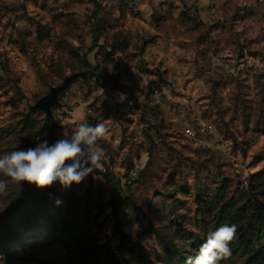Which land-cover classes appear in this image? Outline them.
<instances>
[{
  "label": "rangeland",
  "instance_id": "obj_1",
  "mask_svg": "<svg viewBox=\"0 0 264 264\" xmlns=\"http://www.w3.org/2000/svg\"><path fill=\"white\" fill-rule=\"evenodd\" d=\"M82 122L107 128L103 168L31 184L14 218L37 234L0 264H182L224 224L218 264H264V0H0V155Z\"/></svg>",
  "mask_w": 264,
  "mask_h": 264
},
{
  "label": "clouds",
  "instance_id": "obj_2",
  "mask_svg": "<svg viewBox=\"0 0 264 264\" xmlns=\"http://www.w3.org/2000/svg\"><path fill=\"white\" fill-rule=\"evenodd\" d=\"M123 95H121V100ZM124 98V97H123ZM104 123L90 125L82 122L70 137L49 145L47 140L35 147L15 150L0 155V196L7 194L9 183L21 182L46 188L59 181L63 188L80 184L96 169H102L105 151L98 141L106 136ZM57 205L61 204L56 200ZM237 226L224 224L210 232L199 248V254L189 264H218L231 256V243L235 241Z\"/></svg>",
  "mask_w": 264,
  "mask_h": 264
},
{
  "label": "trees",
  "instance_id": "obj_3",
  "mask_svg": "<svg viewBox=\"0 0 264 264\" xmlns=\"http://www.w3.org/2000/svg\"><path fill=\"white\" fill-rule=\"evenodd\" d=\"M99 40H100V34H98L93 39L92 48H95L99 44L102 45L101 43H99ZM87 64H88V67L90 68L88 69V73L92 77L99 78L101 76L102 68H100L99 65L91 63L89 61ZM70 83H71V77H70L68 86L59 93L58 99H59V96L69 87ZM56 104L57 102L51 107V109ZM49 136H50L49 137L50 145L54 144L57 140H59L57 133H56L55 125H53ZM30 191H31V184L26 183V185L24 186V188L22 189L20 193V197H17L14 200L13 206L7 209L5 215L2 217V220L0 221V251L6 255H9L11 247L14 243L17 242L19 243V246L25 247L27 245L26 236H35L37 234L34 221H30L31 226H33L32 228H30L29 225H26L27 228L29 226V229L20 230L21 224H26L28 222L23 223L25 221V219L23 220V217H21L20 221L19 220L17 221L14 218V213L16 212L19 213L21 211V203L23 202V196H26ZM22 230H26V231H22ZM182 260H183L182 264H189L190 261H194L187 255H182ZM20 264H37V263L35 261H29V262L22 261L20 262Z\"/></svg>",
  "mask_w": 264,
  "mask_h": 264
},
{
  "label": "water",
  "instance_id": "obj_4",
  "mask_svg": "<svg viewBox=\"0 0 264 264\" xmlns=\"http://www.w3.org/2000/svg\"><path fill=\"white\" fill-rule=\"evenodd\" d=\"M69 81L70 77L67 76L62 85L52 87L50 93L38 102V105L49 115H52L51 107L58 101L59 93L68 86Z\"/></svg>",
  "mask_w": 264,
  "mask_h": 264
},
{
  "label": "built area",
  "instance_id": "obj_5",
  "mask_svg": "<svg viewBox=\"0 0 264 264\" xmlns=\"http://www.w3.org/2000/svg\"><path fill=\"white\" fill-rule=\"evenodd\" d=\"M186 133L188 135H194V132L190 127H187ZM137 176H138V171L135 168L131 169L128 182L130 183V182L134 181L137 178Z\"/></svg>",
  "mask_w": 264,
  "mask_h": 264
}]
</instances>
